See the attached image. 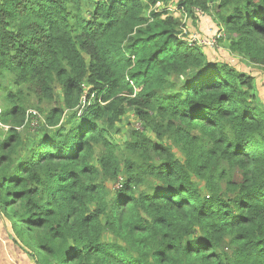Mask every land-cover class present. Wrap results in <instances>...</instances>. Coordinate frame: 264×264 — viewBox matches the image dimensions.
I'll return each mask as SVG.
<instances>
[{
	"label": "trees",
	"instance_id": "1",
	"mask_svg": "<svg viewBox=\"0 0 264 264\" xmlns=\"http://www.w3.org/2000/svg\"><path fill=\"white\" fill-rule=\"evenodd\" d=\"M214 8L264 71V0H0V215L33 263L264 264L255 77L183 36Z\"/></svg>",
	"mask_w": 264,
	"mask_h": 264
},
{
	"label": "rangeland",
	"instance_id": "2",
	"mask_svg": "<svg viewBox=\"0 0 264 264\" xmlns=\"http://www.w3.org/2000/svg\"><path fill=\"white\" fill-rule=\"evenodd\" d=\"M177 1L178 0H173V2H177ZM171 8L174 11L176 10L175 7H171ZM176 16H179V13H176ZM202 17L204 16L200 13V18ZM186 23H187L188 31L190 32L191 35L197 37L201 42L205 41L213 34L212 28L216 27V24L218 23L215 8L211 10L210 16L206 15V17H204L201 21L199 20L198 22H194L193 20L190 19V20H187ZM202 47L207 49V51H211L210 56L212 58H215L216 60H228V58L226 57V54L224 53L225 49L222 48L220 44H218L215 48H211V47L204 46V45ZM249 68H253V66H249ZM261 76H263L264 78V75H261ZM262 87L264 88V84L262 85ZM42 118L43 117L40 116L39 119L30 120L28 124V130H27V132L31 134L30 136H35L34 134L38 133L41 130L42 125L40 123L42 121ZM120 126L122 127V129H121V134L119 135L118 139L120 142H123L129 137L130 130H133V129L136 130L137 127L140 126V124L137 121V119L134 117V115L129 111L128 115L123 119V122ZM199 185L201 187L203 186L202 183H199ZM4 223L7 224L9 227V230L6 229L5 233L12 232L14 236L15 234H14V231H11L10 224L7 223L5 220H3L2 216L0 215V231L2 234L4 233L3 228H5Z\"/></svg>",
	"mask_w": 264,
	"mask_h": 264
},
{
	"label": "crops",
	"instance_id": "3",
	"mask_svg": "<svg viewBox=\"0 0 264 264\" xmlns=\"http://www.w3.org/2000/svg\"><path fill=\"white\" fill-rule=\"evenodd\" d=\"M206 17V16H204ZM204 17L199 18L201 21ZM219 26L216 24V27L212 28L213 34L210 37H213L215 33L219 32ZM225 33V40L228 38V34ZM207 55L211 58L213 61H227V63H230L238 70L245 72L247 74H251L253 77H255L256 82V88L258 92V98L261 105H264V88L262 85L264 84V78L261 75H264L263 70L257 69V67L249 68V64H247L245 61H242L240 58L230 56L227 52L224 51L226 54V57L228 60H216L215 58H212L210 56L211 51H207V49L203 48ZM7 223H9L6 219ZM4 233L2 234L0 231V264H35L33 261L29 259V257L18 247L13 243V234L12 232L5 233V230H9V227L7 224L4 223ZM11 227V226H10ZM12 231V229H11Z\"/></svg>",
	"mask_w": 264,
	"mask_h": 264
},
{
	"label": "built area",
	"instance_id": "4",
	"mask_svg": "<svg viewBox=\"0 0 264 264\" xmlns=\"http://www.w3.org/2000/svg\"><path fill=\"white\" fill-rule=\"evenodd\" d=\"M200 15V13L198 12ZM183 36L186 37L187 42L189 43L190 46L194 45H200V46H208L211 48H215L221 39H225V33L224 32H217L214 34L213 37H209L205 41L201 42L197 37L193 36L190 34L188 31V28L183 29ZM28 118L30 119H39V113L36 110H29L28 112ZM137 129H141V126H138Z\"/></svg>",
	"mask_w": 264,
	"mask_h": 264
}]
</instances>
